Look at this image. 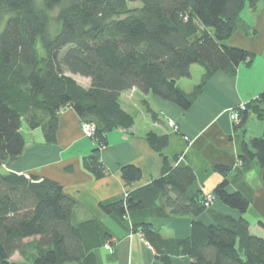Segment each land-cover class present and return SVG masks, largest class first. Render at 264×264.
I'll use <instances>...</instances> for the list:
<instances>
[{"label": "trees", "instance_id": "obj_1", "mask_svg": "<svg viewBox=\"0 0 264 264\" xmlns=\"http://www.w3.org/2000/svg\"><path fill=\"white\" fill-rule=\"evenodd\" d=\"M257 3L0 0V167L21 156L23 124L40 129L44 142L54 144L59 113L70 108L80 124L94 126L89 138L94 149L82 158V167L103 177L100 151L107 146V134L134 124L121 107V95L137 89L187 110L215 72L234 75L240 63L251 60L227 41L240 27L243 9L255 10ZM194 65L204 74L185 93L177 81L189 78ZM71 75L88 79L89 86L82 87ZM235 111V127L243 126L248 114L263 123L261 136L242 142L240 159L255 161L264 187V92ZM146 141L157 152L167 145L166 136L152 132ZM171 161L163 157L161 176L148 186L102 201L99 208L126 230L138 231L161 264L177 256L187 257L190 264H264V238L251 234L243 217L247 199L229 192L223 179L210 195L241 217L214 212L211 205L204 206L206 195L192 170L179 156ZM120 173L127 185L141 178L133 165L122 166ZM79 210L55 182L0 172V264H98L96 251L112 247L111 236L95 218L80 220ZM204 213L209 224L198 220ZM186 216L192 218L187 238L161 236L168 220ZM253 226L264 235V223ZM14 256L20 260H12Z\"/></svg>", "mask_w": 264, "mask_h": 264}, {"label": "crops", "instance_id": "obj_2", "mask_svg": "<svg viewBox=\"0 0 264 264\" xmlns=\"http://www.w3.org/2000/svg\"><path fill=\"white\" fill-rule=\"evenodd\" d=\"M227 45L246 51L251 60L240 63L234 75L215 72L187 110L137 89L121 95V107L133 117L134 124L128 130L114 129L107 134V146L100 151L106 171L103 177L95 178L82 167V158L90 154L94 144L82 135L80 119L70 108L59 113L54 144L44 142L40 129L22 128L24 150L16 160L1 166L0 172L50 180L75 199L80 206L78 218H95L111 236L113 246L96 251L98 264H161L138 231H128L114 222L102 212L99 203L148 186L161 176L163 157L172 165V158L179 156L192 170L203 195L211 194L217 184L227 179V190L240 193L248 201L243 217L250 223V233L264 238L253 226L257 221L264 223L261 171L255 161L240 159L242 142L261 136L263 123H254L258 119L252 114H248L241 127H235L230 119L232 110L264 92V0H258L255 10L247 6L243 9L240 27ZM203 74V69L194 65L190 77L178 80L177 85L185 93H191ZM86 80L88 84L81 85L84 88L90 84ZM144 102L156 114V120L151 118ZM150 132L166 136L167 145L160 152L147 143L146 135ZM126 165L140 169L139 181L125 184L120 169ZM216 167L229 170L224 174ZM211 209L235 219L241 217L219 200L212 202ZM198 220L211 222L206 213ZM191 222L192 218L187 216L171 218L160 234L166 239H185L190 235ZM170 264H190V260L177 256L171 258Z\"/></svg>", "mask_w": 264, "mask_h": 264}, {"label": "built area", "instance_id": "obj_3", "mask_svg": "<svg viewBox=\"0 0 264 264\" xmlns=\"http://www.w3.org/2000/svg\"><path fill=\"white\" fill-rule=\"evenodd\" d=\"M240 110H244V105L239 107ZM230 119L232 120L233 123H237L238 122V113L237 111L232 110L230 112ZM80 132L82 133L83 136L90 138L93 136L94 133V126L90 125V124H84L81 123L80 124ZM214 201L213 196H211L210 194L206 195L205 199H204V206L205 207H209L212 202ZM108 245H105V248H108Z\"/></svg>", "mask_w": 264, "mask_h": 264}, {"label": "rangeland", "instance_id": "obj_4", "mask_svg": "<svg viewBox=\"0 0 264 264\" xmlns=\"http://www.w3.org/2000/svg\"><path fill=\"white\" fill-rule=\"evenodd\" d=\"M136 4H133L132 6H135ZM131 6V5H130ZM72 76V78L73 79H75V81L79 84V85H87L88 84V81L85 79V78H82V77H80V76H78V75H71ZM236 109H234V111H235ZM254 123H260V121L258 122V120H254ZM23 129L22 130H24L25 129V125L23 124V127H22ZM12 260H14V261H19L20 259H19V257L18 256H14L13 258H12Z\"/></svg>", "mask_w": 264, "mask_h": 264}]
</instances>
